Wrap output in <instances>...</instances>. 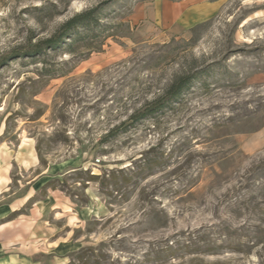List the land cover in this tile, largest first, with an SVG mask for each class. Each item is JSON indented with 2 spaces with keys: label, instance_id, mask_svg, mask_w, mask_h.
<instances>
[{
  "label": "rangeland",
  "instance_id": "obj_1",
  "mask_svg": "<svg viewBox=\"0 0 264 264\" xmlns=\"http://www.w3.org/2000/svg\"><path fill=\"white\" fill-rule=\"evenodd\" d=\"M0 161L31 195L6 254L264 264V0H0Z\"/></svg>",
  "mask_w": 264,
  "mask_h": 264
},
{
  "label": "crops",
  "instance_id": "obj_2",
  "mask_svg": "<svg viewBox=\"0 0 264 264\" xmlns=\"http://www.w3.org/2000/svg\"><path fill=\"white\" fill-rule=\"evenodd\" d=\"M28 156L23 160H20L23 169H30V165L34 164L33 159H31L30 154L26 153ZM19 159V158H17ZM14 161L13 156L11 161ZM11 161H0V226L4 223H11L10 216L14 214L18 209L24 206L27 201L30 200V189H27L26 193H21L17 198L15 196L14 190L9 191V184L12 180V168L10 166ZM15 162H13L14 164ZM16 197L17 201H16ZM20 197L22 199H20ZM24 216L23 214L20 217ZM2 227V226H1ZM14 228L3 226L0 229V264H32L30 257L26 255H20L17 253L9 254L5 253L3 250L8 247H15L19 243L16 241L19 240L18 234L13 232ZM24 235V234H23ZM26 235V234H25Z\"/></svg>",
  "mask_w": 264,
  "mask_h": 264
},
{
  "label": "trees",
  "instance_id": "obj_3",
  "mask_svg": "<svg viewBox=\"0 0 264 264\" xmlns=\"http://www.w3.org/2000/svg\"><path fill=\"white\" fill-rule=\"evenodd\" d=\"M93 10L85 11L80 14H76L68 19L62 24L58 29L57 33L52 37L44 39L35 45L34 51L29 52V56H34L35 54L44 53L47 50H54L60 46L64 39H70L72 42L73 36L76 35V31L80 28L87 27L94 22V17H92ZM70 42V43H71ZM65 45V44H64ZM67 46H71L68 45ZM191 82V77H180L174 81L164 92L162 97H158L153 102L149 103L148 107L141 114V118L150 117L152 113L161 109L164 100H175L181 93L188 89ZM46 187H50V184H46Z\"/></svg>",
  "mask_w": 264,
  "mask_h": 264
}]
</instances>
